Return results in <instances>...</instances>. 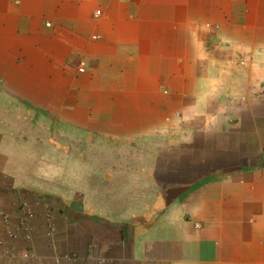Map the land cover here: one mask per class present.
Returning <instances> with one entry per match:
<instances>
[{"label":"crops","instance_id":"obj_1","mask_svg":"<svg viewBox=\"0 0 264 264\" xmlns=\"http://www.w3.org/2000/svg\"><path fill=\"white\" fill-rule=\"evenodd\" d=\"M29 112L121 191L30 185ZM0 264H264V0H0Z\"/></svg>","mask_w":264,"mask_h":264},{"label":"rangeland","instance_id":"obj_2","mask_svg":"<svg viewBox=\"0 0 264 264\" xmlns=\"http://www.w3.org/2000/svg\"><path fill=\"white\" fill-rule=\"evenodd\" d=\"M52 133L42 132L39 135L41 139H27L26 141L17 142L19 155L24 160L21 169L24 171L25 179L30 185L46 190L48 193H55L62 199L70 198L71 200L73 196L79 195L83 201L91 199L93 195H108L110 197L109 194H117L121 191L122 181L120 178L124 176L120 172L115 171L114 182L110 184L94 164L82 163L72 153L66 152L56 147V145L49 144L46 141V137ZM29 134L32 137H36L33 133ZM69 143H71L69 147L71 149L72 147L76 148L78 144L74 140ZM56 144L58 143L56 142ZM102 144L101 147L109 155V148L111 147L107 146L108 143ZM92 149L88 145L83 144V146L80 145L75 150L91 157L96 154ZM108 161L111 162V160H106V163ZM105 166L113 167L109 163Z\"/></svg>","mask_w":264,"mask_h":264},{"label":"trees","instance_id":"obj_3","mask_svg":"<svg viewBox=\"0 0 264 264\" xmlns=\"http://www.w3.org/2000/svg\"><path fill=\"white\" fill-rule=\"evenodd\" d=\"M24 120L26 122L25 125H29L30 127H32L31 128L32 131L30 133L38 134V136L42 132H50V130H51L50 124H47L46 121L44 122V121L37 120L33 113L29 112L28 115H26V117L24 118ZM44 130H47V131H44ZM71 140H74L78 143L77 148L80 145L83 146V144H85V145H88V147H92L93 148L92 151H95V153L97 155H108V152L101 147V145H103L102 143H108L107 140H105V139H101L99 137H89L88 138L86 136L77 135V136H73V138ZM108 145L111 147V148H109L110 149L109 155L116 156L118 153V149L116 148L115 144L108 143L107 146ZM62 149L65 150L66 152H70L76 156H87L86 154H82V153L78 152L77 150H75L74 148L71 149L68 146H62ZM96 166L102 167L100 164H96Z\"/></svg>","mask_w":264,"mask_h":264},{"label":"built area","instance_id":"obj_4","mask_svg":"<svg viewBox=\"0 0 264 264\" xmlns=\"http://www.w3.org/2000/svg\"><path fill=\"white\" fill-rule=\"evenodd\" d=\"M98 15H99V12H97L95 16H98ZM84 69H85V64L83 62H80L78 64V69H77L78 73H83Z\"/></svg>","mask_w":264,"mask_h":264}]
</instances>
